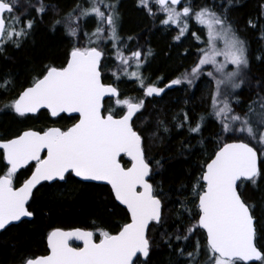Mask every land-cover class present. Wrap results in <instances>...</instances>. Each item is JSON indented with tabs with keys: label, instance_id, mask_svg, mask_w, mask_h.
<instances>
[{
	"label": "snow or ice",
	"instance_id": "1",
	"mask_svg": "<svg viewBox=\"0 0 264 264\" xmlns=\"http://www.w3.org/2000/svg\"><path fill=\"white\" fill-rule=\"evenodd\" d=\"M232 3L226 0L197 9L193 0H137L148 17L159 18L165 28L177 31L175 41L190 35L198 45L190 69L164 87L159 86L163 77L154 81L141 71L151 49L145 53L137 48L125 55L127 45L118 32V0L77 3L53 22L52 31L63 27L75 41L65 61L43 65L4 109L18 118L34 117L42 109L52 118L65 113L77 116L71 117L75 122L67 128L29 127L12 138H0V231L34 217L30 202L41 188L58 189L74 178L110 185L128 219L115 233L103 228H53L46 237L47 254L25 256L21 264H136L138 254L149 261L154 243L150 233L164 228L166 204L163 189L150 182L154 169L162 165L148 156L137 121L147 98L159 97L174 86L198 87L202 77L211 89L210 115L220 132L188 190L191 207L182 202L174 230L162 232L164 243L169 248L175 243L183 264H201L202 259L203 264H264V244L259 243L264 235H258L256 205L245 195L249 188L264 185V82L254 86L258 99L246 111L237 112L241 90L253 85L248 78L247 43L228 19ZM50 7L45 0H0V56L7 58L10 48L20 49ZM82 21L95 24L94 31L83 32L86 43H80ZM248 23L257 27L251 20ZM106 41L112 42L117 62L111 77L134 80L142 98H123L115 82H106L102 47ZM257 59L264 62V56ZM11 85L10 79L0 78L5 93ZM109 101L111 105L105 107ZM204 121L200 116L193 123L183 112L178 127L187 125L189 133L199 134ZM123 157L130 166L121 163ZM260 230L264 231V224ZM72 241L82 242V247H74Z\"/></svg>",
	"mask_w": 264,
	"mask_h": 264
},
{
	"label": "trees",
	"instance_id": "2",
	"mask_svg": "<svg viewBox=\"0 0 264 264\" xmlns=\"http://www.w3.org/2000/svg\"><path fill=\"white\" fill-rule=\"evenodd\" d=\"M225 2L226 0H193L197 9ZM45 3L51 7L43 20L36 24L31 37L20 49L10 48L7 58L0 56V78L12 81L8 92L0 89V138H12L29 127L39 129L50 125L58 126L62 122L59 119H49L45 111H41L36 117L18 118L4 109V104L27 86L43 65L53 63L59 66L65 61L75 41L65 34L63 27L52 31L53 22L71 11L77 3L87 6L86 0H45ZM117 8L120 16L118 32L127 45L125 53L129 54V49H145V53L151 49L152 54L148 56L141 71L145 77L154 81L163 77L159 81L160 87H164L185 69H190L197 60L196 40L189 35L182 38V41H175L173 38L177 31L164 29L158 18L153 20L148 17L137 7V0H118ZM228 19L239 37L246 41L250 56L248 78L253 87L245 85L239 95L240 106L234 105L236 111L241 112L246 111L247 105L254 99H258L254 86L257 82H264V62L256 63L254 59L256 53L264 56V0H233ZM250 20L257 24L256 28L249 26ZM81 24L83 31L80 43H86L83 32L94 31L95 24L84 21ZM192 30L195 31L196 28ZM129 37L132 39L129 40ZM102 47L105 52L103 72H107L112 67L111 54L115 50L111 41L104 42ZM186 52L188 55H185ZM131 70H135L134 67ZM104 76L106 82L111 81L112 77H109L108 72ZM201 81L197 82L198 87L195 88L187 85L174 86L166 89L159 97L147 98L143 116L137 121V127L144 132L148 144V156L159 160L162 165L158 170L154 169L155 175L150 182L163 189L167 221L163 229L155 228L150 233L154 243L149 261H142L138 257L136 264H183L184 258L174 251L175 243L169 248L164 243L162 232L165 229L168 232L174 230L178 214L183 211L182 202L187 205L188 190L200 174V165L212 152L213 142L220 132L219 124L210 115L211 89L206 78L202 77ZM114 82L118 84L123 98H142L141 89L134 80L122 78ZM110 105V101L106 102L105 107ZM183 112H188L193 123L200 116L205 117L201 133H189L187 125L178 127ZM121 163L129 164L125 158ZM245 195L249 203L256 205L258 235H264V231L260 230V225L264 222V185L249 188ZM30 203V210L35 213L34 218L0 233V264H21L25 256L43 255L46 250L45 234L53 228H103L114 233L128 218L105 186L82 184L77 180L62 183L58 189L41 188L36 193L35 200ZM195 239L203 241V237ZM259 243L264 244V240Z\"/></svg>",
	"mask_w": 264,
	"mask_h": 264
},
{
	"label": "flooded vegetation",
	"instance_id": "3",
	"mask_svg": "<svg viewBox=\"0 0 264 264\" xmlns=\"http://www.w3.org/2000/svg\"><path fill=\"white\" fill-rule=\"evenodd\" d=\"M103 65H104V62H103ZM112 67H110L109 69H108V74H109V77H111V72H110V69H111ZM103 75H105V72H103ZM114 82V80H113V78L111 79V81H108V83H113ZM118 85V84H117ZM119 87V86H118ZM141 92H142V90H140ZM150 98H152V97H150ZM46 112V111H45ZM47 114H48V112H46ZM37 116V115H36ZM36 116H34V117H36ZM48 117H49V119L51 118L50 117V115L48 114ZM73 117H76V116H73ZM52 119V118H51ZM57 119H59L60 121H62L61 123H59L58 124V126H55V127H62V128H67V127H70L74 122H75V119L74 118H71L70 116H66V115H64V114H62L61 115V117H57V118H55V119H52V120H57ZM50 127H53L52 125H50ZM124 158V157H123ZM126 166H130L129 164H127L126 163ZM26 171V170H25ZM21 179H23V177H21ZM73 180H77L78 182H80V183H82V184H88V183H90V184H95V183H91V182H88V183H85V182H81V181H79V179H77V178H74ZM95 185H102V184H95ZM102 186H105L109 191H110V193H111V190H110V188L108 187V186H106V185H102ZM111 195H112V193H111ZM113 196V195H112ZM113 199H114V197H113ZM115 201V200H114ZM117 203V202H116ZM125 213H126V211H125V209H122ZM126 215H127V213H126ZM34 218V217H33ZM32 218V219H33ZM128 219V218H127ZM31 221V220H30ZM30 221H28V220H24V222H30ZM24 222H19V224H21V223H24ZM126 222V221H125ZM19 224H17V225H11V226H9L8 228H10V227H15V226H19ZM7 228V229H8ZM57 228V227H56ZM66 230H69V229H66ZM91 230V229H90ZM5 231H7V230H4V231H0V233H3V232H5ZM48 232H50V231H47L46 232V234H45V244H46V250H45V252H44V254L43 255H45V254H47V242H46V237H47V234H48ZM115 233V232H114ZM73 244V246L75 247V246H81V245H77V244H75V243H72Z\"/></svg>",
	"mask_w": 264,
	"mask_h": 264
},
{
	"label": "water",
	"instance_id": "4",
	"mask_svg": "<svg viewBox=\"0 0 264 264\" xmlns=\"http://www.w3.org/2000/svg\"><path fill=\"white\" fill-rule=\"evenodd\" d=\"M41 111H46L47 112V110H41ZM49 114V113H48ZM38 115V114H37ZM50 115V114H49ZM64 115H66V116H70V117H73V116H77V114H67V113H65ZM52 118V117H51ZM52 119H55V118H52ZM125 159H127L128 160V158L127 157H125ZM130 165V164H129ZM77 179H79V178H77ZM88 182H91V183H95V184H102V185H106V186H108L109 188H110V185H107L106 183H104V182H95V181H87V182H85V183H88ZM110 190H111V188H110ZM113 195V194H112ZM114 197V196H113ZM117 202V201H116ZM117 204L122 208V209H125L124 208V206H122V205H120L119 204V202H117ZM125 211H126V209H125ZM127 213V212H126ZM33 218V217H32ZM32 218H24V220H28V221H30V220H32ZM17 224H19V222H17L16 224H14V225H17ZM72 243H75V244H79V245H81V247H82V242H80V241H72ZM138 257L142 260V261H145V258L142 256V255H139L138 254ZM137 257V258H138ZM137 258H134L135 259V261L137 260ZM257 262H251V264H256Z\"/></svg>",
	"mask_w": 264,
	"mask_h": 264
},
{
	"label": "rangeland",
	"instance_id": "5",
	"mask_svg": "<svg viewBox=\"0 0 264 264\" xmlns=\"http://www.w3.org/2000/svg\"><path fill=\"white\" fill-rule=\"evenodd\" d=\"M158 19H159V18H158ZM162 27H163V25H162ZM164 29H167V28L164 27ZM172 31H173V30H172ZM86 32H88V31H86ZM109 45H111V44L109 43ZM140 45H141V42H140ZM140 45H139V46H140ZM142 45H143V44H142ZM141 50H142L143 52H146L145 49H141ZM129 51H133V49H129ZM107 54H108V53H107ZM111 55H112L111 59H112L113 61H112V68L110 69V72L116 70V64H117V62H116L115 59H114V55H115V53H114V54H111ZM125 55H130V53H129V54H126V53H125ZM254 55H255V56H254V59H255L256 63H259L260 60H258L257 57H258V56H262V55H260V53H259V54L256 53V54H254ZM105 73H107V72L105 71ZM143 111H144V110H143ZM26 129H27V128H26ZM26 129H25V130H26ZM263 224H264V222H263ZM84 229H85V228H84ZM87 230H89V229H87ZM94 230H95V229H94ZM257 263H258V262H257ZM257 263H256V264H257Z\"/></svg>",
	"mask_w": 264,
	"mask_h": 264
}]
</instances>
